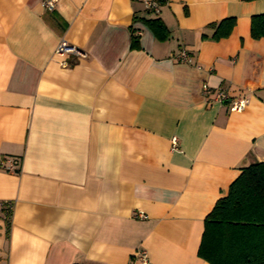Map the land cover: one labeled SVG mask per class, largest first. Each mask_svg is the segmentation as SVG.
I'll return each mask as SVG.
<instances>
[{"label":"crops","instance_id":"obj_1","mask_svg":"<svg viewBox=\"0 0 264 264\" xmlns=\"http://www.w3.org/2000/svg\"><path fill=\"white\" fill-rule=\"evenodd\" d=\"M42 1L0 0V264H209L204 218L264 162V0Z\"/></svg>","mask_w":264,"mask_h":264},{"label":"trees","instance_id":"obj_2","mask_svg":"<svg viewBox=\"0 0 264 264\" xmlns=\"http://www.w3.org/2000/svg\"><path fill=\"white\" fill-rule=\"evenodd\" d=\"M146 23L158 39L167 38L160 20ZM233 26V18L208 25L214 29L211 39L227 37ZM250 35L253 39L264 38V13L251 17ZM131 40L132 47H138V37L132 34ZM8 209L2 207L6 236L10 228ZM197 255L209 264H264V162L242 168L226 194L216 200L203 220Z\"/></svg>","mask_w":264,"mask_h":264},{"label":"built area","instance_id":"obj_3","mask_svg":"<svg viewBox=\"0 0 264 264\" xmlns=\"http://www.w3.org/2000/svg\"><path fill=\"white\" fill-rule=\"evenodd\" d=\"M59 0H43L42 1V6L43 8L48 11L52 12L56 9V6L58 4ZM167 0H141L144 8L148 12H157L159 10L160 5L163 2H166ZM56 51L58 53L62 52H74L72 48H69L65 42H61ZM77 53V52H75ZM178 62L182 63H190L191 62V57L189 53L186 50H180L176 56ZM202 93L204 96H213L212 101L224 104L227 103L229 106L230 111L235 112V111H242L246 104H247V98L245 96H237V97H230L229 94L223 89V88H217V89H211L209 86L206 84L202 85ZM177 138L172 137L171 138V148L177 149ZM0 166H2V163L0 161ZM9 205V204H7ZM139 259L144 263L148 264L147 256L144 252H141L139 254Z\"/></svg>","mask_w":264,"mask_h":264}]
</instances>
